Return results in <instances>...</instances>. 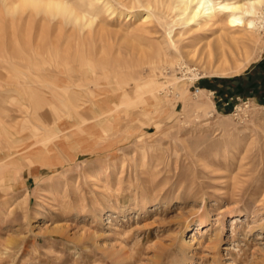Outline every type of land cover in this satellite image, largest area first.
I'll use <instances>...</instances> for the list:
<instances>
[{
    "label": "rangeland",
    "instance_id": "rangeland-1",
    "mask_svg": "<svg viewBox=\"0 0 264 264\" xmlns=\"http://www.w3.org/2000/svg\"><path fill=\"white\" fill-rule=\"evenodd\" d=\"M130 1L96 0L80 30L0 0V49L43 41L47 58L0 57V264H264V13L248 66L196 82L184 55L218 28L179 26V54L160 12Z\"/></svg>",
    "mask_w": 264,
    "mask_h": 264
},
{
    "label": "bare ground",
    "instance_id": "bare-ground-1",
    "mask_svg": "<svg viewBox=\"0 0 264 264\" xmlns=\"http://www.w3.org/2000/svg\"><path fill=\"white\" fill-rule=\"evenodd\" d=\"M97 1H99V0H97ZM86 2H88L87 5L89 6V8H88V6H86L85 8H87V9L81 10L82 9V7H81V9L79 8L80 9V11H79V9L68 0H33V3L37 7L43 8L46 11L50 12V14L53 17L61 16L64 19L65 23L73 24L76 28L78 27V29H80V30H84V28H86V27H93L94 24L96 23L95 20H96L97 15H98V9H97V7H94L96 5V0H90V1L86 0ZM129 2H131V1L129 0ZM133 3H138V4L141 3V5H143L145 7V9L147 10V14L144 16L145 20L151 19V18L157 16L156 10H158V12H160L157 19L162 25L166 26V36L169 40L168 47L176 48V50L179 52V54L181 53V50L178 49L177 41L174 38V34L176 33V30L178 29L179 26L187 27L188 28L187 30H189V31L196 28L198 30H204L206 32L211 30L212 28H215V30H217L216 28H218V30L220 31V34H219L218 38L216 39L215 43L210 41V40L207 41V44L205 46L207 48V50H205V52H204L205 55H202V56L197 55L196 49L188 50L186 52V54L184 53L185 57L189 58L191 61L197 62L199 67H203L205 70V72L203 74H202V72H199V71L195 72L196 68H192L191 65L187 64L188 71L193 72V76L191 77L192 80H193V78H195L197 76L203 77L204 75L208 76L210 74L215 75V76H222V77L238 74V73L242 72L252 60L253 53L248 50V46L246 44H247V41H249L250 39H252V40L257 39L258 33L261 32V31L259 32V28H262V27H260V18L262 17V14L264 13V0H134ZM131 4H132V2H131ZM94 8H96L97 10H94ZM88 13H93V15L89 16ZM143 22H145V21H143ZM180 33L183 34L182 31H180ZM198 34H199V32H198ZM198 34H197V36H198ZM199 35H201V34H199ZM139 36H140V34H139ZM197 36H196V38H197ZM31 37L33 38L32 35H31ZM201 37H203V36L201 35ZM33 41H35V40L33 39ZM0 43H1V41H0ZM31 44H35V45H33V47H32ZM45 44L46 43L43 41L42 42L40 41L39 43L36 44L35 42H31V40H30L29 42H27V44H24V46L26 45V46H28V48L30 45V49L25 48V50L29 51V53L27 55H22L21 51L19 50L20 47L19 48L17 47L18 44L17 45L14 44L17 48H14L13 46H11L12 44L11 45L10 44H6V45L2 44L1 45L2 50L0 49V57H2L4 59L5 58L6 59H12V58H14V59H18V58L19 59H25L27 57V58H30L33 61H35L36 59L34 58V55H33L34 52H39L42 55H43V53L45 54L46 51L44 49L41 50V48H43ZM214 44H215V48H214ZM242 44H243V47L245 49H243L241 47ZM9 45L11 46L10 47L11 49L12 48L16 49L17 52H16V50L12 51L13 49L11 50L9 48ZM35 46H38L39 48L40 47L41 48L38 49V47L36 48ZM50 54H52L51 51H50ZM241 55L243 57V61L239 60V57ZM44 56L45 55H43V57ZM43 57H42V59H43ZM49 57H51V56H49ZM36 58H37V56H36ZM92 58H93L92 56L86 55L85 58H82V59H86V61L89 62V61H91ZM162 58H164V55L163 56L162 55H148V56L144 57V59H147L149 62H152V61L158 62V60H160ZM44 59H47V58L44 57ZM50 59H52V58H50ZM82 59H80V60H82ZM38 60H40V59H38ZM48 61H49V66H50L51 61L49 60V58H48ZM240 61H242V62H240ZM45 63H46V61H45ZM55 63L57 64V62H55ZM28 64H29V62H28ZM33 65H31V66H33ZM36 65H39V63L38 64L36 63ZM59 65H60V62H59ZM46 67L47 66H44L45 69H46ZM66 67H69V66H66ZM15 68H17V67H15ZM23 68H25V67H23ZM48 68H50V67H48ZM36 69H38L37 72H41L40 67H37ZM49 70H51V68ZM29 72H31V71H29ZM70 72H72V71H70ZM0 74H2L1 71H0ZM37 74L38 73H36V75ZM23 77H21V78H23ZM39 78H40V76H39ZM38 80L39 81H37V82H40V85H41L40 79H38ZM24 81H25V79H24ZM33 83H35V82H33ZM49 86H51V85H48V87ZM47 89H49V88H47ZM50 90H52V89H50ZM43 91L44 90H42L41 92H43ZM54 92H56V90ZM54 92H52V93H54ZM65 92H66V90H65ZM67 92H69V91L67 90ZM204 92H205V89H201L200 87L198 88V95H200L201 97L204 96ZM32 98H33V96H32ZM39 98L42 99L41 97H39ZM39 98L35 99V104H33L34 102L32 103L33 106L35 105V107H36V106L40 105L39 103L42 104V100H40L38 102ZM47 100H48V98H47ZM47 102L49 103V101H47ZM60 102H61L60 104H57V108L61 107V106L68 108L67 111L70 113V115L72 114L71 112H74L76 108H79L81 106L80 105L81 101L79 103L78 101L70 99V98H69V101H64L62 99ZM51 104H52V107L54 108L53 110H57L55 108L56 105H54L50 101V104H48V105L51 106ZM203 106L204 105L202 102H198V104L196 105V107H199V108H201ZM40 107H43V106L41 105ZM47 107H49V106H47ZM44 108H46V107H44ZM46 109H48V108H46ZM91 154H92V152H91ZM56 229H58V228H56ZM63 230L64 229L62 228V231ZM197 230L199 232L200 227ZM6 240H7V238H6ZM15 240H17V239H15ZM15 242H18V241H15ZM7 243H9V240H7ZM3 245H5V244H3ZM7 245H9V244H7ZM6 248L9 249V247H6ZM117 260H119V258Z\"/></svg>",
    "mask_w": 264,
    "mask_h": 264
},
{
    "label": "crops",
    "instance_id": "crops-1",
    "mask_svg": "<svg viewBox=\"0 0 264 264\" xmlns=\"http://www.w3.org/2000/svg\"><path fill=\"white\" fill-rule=\"evenodd\" d=\"M223 83H226V82L221 81V80H218V82H216V85H217V86H212V87H214V89H215L216 92H217L218 89H220V90H224L223 88H221V87H222L221 85H222ZM205 89H206V90H213V91H214V89H212V88H209V89H208V88H205Z\"/></svg>",
    "mask_w": 264,
    "mask_h": 264
},
{
    "label": "built area",
    "instance_id": "built-area-1",
    "mask_svg": "<svg viewBox=\"0 0 264 264\" xmlns=\"http://www.w3.org/2000/svg\"><path fill=\"white\" fill-rule=\"evenodd\" d=\"M201 78H203V77H200V78L196 79L195 81L198 82ZM198 88H199V87H195L197 93H198ZM212 92H213V93H216V91H212Z\"/></svg>",
    "mask_w": 264,
    "mask_h": 264
}]
</instances>
